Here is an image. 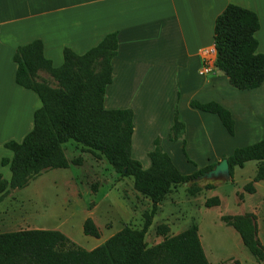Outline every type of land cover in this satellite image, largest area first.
Returning a JSON list of instances; mask_svg holds the SVG:
<instances>
[{
    "label": "trees",
    "instance_id": "obj_1",
    "mask_svg": "<svg viewBox=\"0 0 264 264\" xmlns=\"http://www.w3.org/2000/svg\"><path fill=\"white\" fill-rule=\"evenodd\" d=\"M259 27L260 21L254 11L234 3H228L215 19V66L237 89H253L264 81V54L257 51L255 37ZM117 46L116 33L111 32L82 54L64 47L63 62L58 67L44 56L40 39L15 49L12 56L16 64L14 80L17 85L32 90L40 106L33 113L31 130L22 140L4 143L11 156H3L0 164L8 166L10 178L7 180L0 173V195L8 188L26 186L43 170L67 167L69 162L62 144L72 139L96 157L105 159L119 175L131 176L134 189L150 200L141 228L125 226L90 250L77 247L56 229L0 232V264H212L204 253L196 224L171 236L167 235L169 227L160 224L156 231L163 236L162 240L151 246L145 241V234L165 196L184 183L190 194L213 188L210 182L204 186L198 182L216 163L189 174L181 173L169 154L163 151L159 137L154 139V147L148 152L150 165L147 168L132 157L133 111L130 108L107 109L103 104L105 88L112 81L111 61ZM39 71L48 73L57 86L52 87L42 79ZM190 106L215 113L228 133L234 134L235 120L228 108L214 100H192ZM184 129V123L175 112L168 139H182ZM182 150L186 154L184 146ZM225 158L230 176L235 167H243L245 162L254 160L258 166L253 181L264 179V138L235 148ZM73 162L78 163L79 159ZM244 187L250 193L255 191L252 183ZM219 201L217 196H212L204 205H217ZM221 219L237 231L255 259L264 262V247L256 237L253 214L222 215ZM83 233L100 235L90 217L83 222Z\"/></svg>",
    "mask_w": 264,
    "mask_h": 264
},
{
    "label": "crops",
    "instance_id": "obj_2",
    "mask_svg": "<svg viewBox=\"0 0 264 264\" xmlns=\"http://www.w3.org/2000/svg\"><path fill=\"white\" fill-rule=\"evenodd\" d=\"M228 3L257 14V51L264 54V0H0V75L13 81L19 104L20 93L30 96V89L14 80L16 64L12 56L18 46L40 39L44 56L58 67L63 62L64 47L82 54L106 34L115 32L117 53L111 61L112 81L105 88L103 104L107 109L133 111L131 155L140 159L141 154L143 164L149 166L148 152L159 136L163 151L172 159L169 146L175 148L194 172L223 157V152L214 160L194 154L190 141L199 128L203 129L200 126L214 122L218 134L227 139L236 130L232 98L240 91L230 87L227 76L219 70L210 75L200 73L199 49L214 45L215 19ZM223 87L226 95L210 97ZM245 90L261 92L264 81ZM192 100H214L228 108L235 120L234 134L228 133L215 113L191 107ZM39 106L40 100L22 111L18 126L19 133L24 131L19 141L31 130L33 113ZM176 108L185 129L182 139L170 141L168 132ZM208 132L212 137L211 128ZM9 140L12 136L0 139V144L4 146ZM185 155L194 161H188Z\"/></svg>",
    "mask_w": 264,
    "mask_h": 264
},
{
    "label": "rangeland",
    "instance_id": "obj_3",
    "mask_svg": "<svg viewBox=\"0 0 264 264\" xmlns=\"http://www.w3.org/2000/svg\"><path fill=\"white\" fill-rule=\"evenodd\" d=\"M39 76L52 87L57 86L48 73ZM12 83L10 78L4 79L0 75V139L12 136L13 140L19 141L24 131L19 133L18 126L22 111L39 104V99L33 91L27 90L30 96L20 93L22 99L17 104L19 98L12 89ZM228 85L232 86L229 82ZM237 90L240 93L234 94L232 98L235 106L233 115L237 123L234 136L227 139L218 134L214 122H204L200 126L203 129L199 128L190 141V148L197 156L214 160L223 152L222 158H225L235 148L264 138V95L260 94L264 90ZM219 93L226 95L227 89L217 88L210 97L215 99L220 96ZM209 128L213 131L212 137ZM62 148L69 162L67 167L43 170L31 178L26 186L8 188L0 195V232L30 228L56 229L77 247L90 250L125 226L140 229L144 214L150 208V200L134 189L132 177L119 175L105 159L96 157L72 139L63 143ZM169 149L179 171L192 173L193 170L180 159L178 151L172 146ZM140 155L143 162L132 153V157L139 160L143 168H147L148 164H143L144 156ZM3 156H11V152L0 144V160ZM75 159H79V162L74 163ZM187 159L194 161L190 156ZM257 166L256 161L250 160L243 167H235L233 175L227 180L202 178L198 182L200 186L210 182L214 187L203 188L195 194L187 191L185 183L177 185L159 203L145 234L147 245L162 240L163 236L156 231L160 224L169 227L168 236L196 224L201 245L210 263L264 264L250 253L237 231L221 219L222 215L253 214L256 237L264 247V179L253 181ZM0 173L5 179L10 178L8 166L0 164ZM248 183L253 184V193L245 189ZM212 196L219 198V204L205 206V200ZM87 217L98 227L99 237L83 233V222Z\"/></svg>",
    "mask_w": 264,
    "mask_h": 264
},
{
    "label": "built area",
    "instance_id": "obj_4",
    "mask_svg": "<svg viewBox=\"0 0 264 264\" xmlns=\"http://www.w3.org/2000/svg\"><path fill=\"white\" fill-rule=\"evenodd\" d=\"M199 54L201 58L200 73L203 75L213 74L217 68L215 66L216 62V48L214 45L199 49Z\"/></svg>",
    "mask_w": 264,
    "mask_h": 264
},
{
    "label": "water",
    "instance_id": "obj_5",
    "mask_svg": "<svg viewBox=\"0 0 264 264\" xmlns=\"http://www.w3.org/2000/svg\"><path fill=\"white\" fill-rule=\"evenodd\" d=\"M203 179L227 180L230 178L229 165L226 158H222L213 168L202 174ZM186 184V183H185Z\"/></svg>",
    "mask_w": 264,
    "mask_h": 264
}]
</instances>
